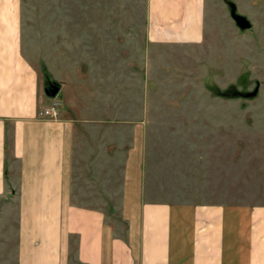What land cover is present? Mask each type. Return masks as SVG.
<instances>
[{
    "label": "rangeland",
    "instance_id": "obj_1",
    "mask_svg": "<svg viewBox=\"0 0 264 264\" xmlns=\"http://www.w3.org/2000/svg\"><path fill=\"white\" fill-rule=\"evenodd\" d=\"M231 1L249 29L235 25L226 0H208L201 43L154 45L147 0H20L22 53L39 70L42 95L52 99L47 73L60 84L61 109L141 123L148 200L264 203V0ZM256 84L254 97L238 94ZM97 128H77L72 202L102 211L121 234V157L101 149ZM3 220L0 264H15Z\"/></svg>",
    "mask_w": 264,
    "mask_h": 264
},
{
    "label": "crops",
    "instance_id": "obj_2",
    "mask_svg": "<svg viewBox=\"0 0 264 264\" xmlns=\"http://www.w3.org/2000/svg\"><path fill=\"white\" fill-rule=\"evenodd\" d=\"M207 4L147 0L146 40L201 43ZM21 41L20 0H0V218L13 231L15 264H264V203L148 200L141 123L88 119L67 106L57 119L39 118L51 99ZM86 121L98 126L101 149L121 157V234L102 211L72 202L77 128Z\"/></svg>",
    "mask_w": 264,
    "mask_h": 264
},
{
    "label": "water",
    "instance_id": "obj_3",
    "mask_svg": "<svg viewBox=\"0 0 264 264\" xmlns=\"http://www.w3.org/2000/svg\"><path fill=\"white\" fill-rule=\"evenodd\" d=\"M226 3L229 8V14L233 19L235 25L240 30L249 29L252 26L250 20L246 16L237 12L236 4L231 0H226ZM59 90H60V84L50 79L47 73H45L44 86H43L44 94L47 97L54 98L58 94ZM257 92H258V84H256V86L251 91L239 92L238 94L244 98H251L254 97L257 94Z\"/></svg>",
    "mask_w": 264,
    "mask_h": 264
},
{
    "label": "built area",
    "instance_id": "obj_4",
    "mask_svg": "<svg viewBox=\"0 0 264 264\" xmlns=\"http://www.w3.org/2000/svg\"><path fill=\"white\" fill-rule=\"evenodd\" d=\"M61 109V102L52 98L50 103L38 109L37 116L42 119H57Z\"/></svg>",
    "mask_w": 264,
    "mask_h": 264
}]
</instances>
